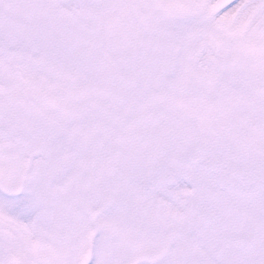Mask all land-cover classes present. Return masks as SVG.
I'll list each match as a JSON object with an SVG mask.
<instances>
[{
	"label": "snow or ice",
	"instance_id": "snow-or-ice-1",
	"mask_svg": "<svg viewBox=\"0 0 264 264\" xmlns=\"http://www.w3.org/2000/svg\"><path fill=\"white\" fill-rule=\"evenodd\" d=\"M0 264H264V0H0Z\"/></svg>",
	"mask_w": 264,
	"mask_h": 264
}]
</instances>
